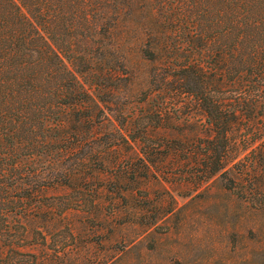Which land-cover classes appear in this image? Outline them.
Returning a JSON list of instances; mask_svg holds the SVG:
<instances>
[{
	"label": "trees",
	"instance_id": "1",
	"mask_svg": "<svg viewBox=\"0 0 264 264\" xmlns=\"http://www.w3.org/2000/svg\"><path fill=\"white\" fill-rule=\"evenodd\" d=\"M175 99L205 135L161 133ZM163 140L198 168L183 185L218 177L264 211V0H0V264H51L22 250L74 239L63 215L111 154L157 179Z\"/></svg>",
	"mask_w": 264,
	"mask_h": 264
},
{
	"label": "rangeland",
	"instance_id": "2",
	"mask_svg": "<svg viewBox=\"0 0 264 264\" xmlns=\"http://www.w3.org/2000/svg\"><path fill=\"white\" fill-rule=\"evenodd\" d=\"M171 104L176 120L191 121L174 130L170 124L176 120L171 121L161 133L181 132L189 139L205 135L198 109L183 99ZM165 141L151 168L157 179L132 181L144 168L126 165L130 153L125 150L111 154L112 160H124L120 171L125 175L114 169L109 180L86 184L87 205L66 212L60 226L72 228L74 239L62 229L44 248H25L23 254L37 253L51 264H264V211L252 210L218 177L183 185L198 168L171 159ZM55 250L61 253L56 256Z\"/></svg>",
	"mask_w": 264,
	"mask_h": 264
}]
</instances>
